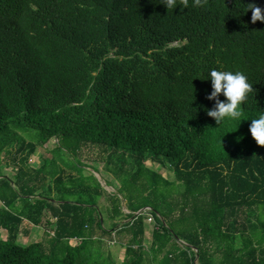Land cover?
Returning a JSON list of instances; mask_svg holds the SVG:
<instances>
[{
	"label": "trees",
	"instance_id": "1",
	"mask_svg": "<svg viewBox=\"0 0 264 264\" xmlns=\"http://www.w3.org/2000/svg\"><path fill=\"white\" fill-rule=\"evenodd\" d=\"M163 3L0 0V264H117L106 236L120 264H264V147L249 132L264 112V23L246 13L264 0ZM212 69L253 85L240 119L207 116ZM25 223L41 241L19 242Z\"/></svg>",
	"mask_w": 264,
	"mask_h": 264
},
{
	"label": "clouds",
	"instance_id": "2",
	"mask_svg": "<svg viewBox=\"0 0 264 264\" xmlns=\"http://www.w3.org/2000/svg\"><path fill=\"white\" fill-rule=\"evenodd\" d=\"M197 7H205L208 0H193ZM165 7L173 11L180 7L178 0H164ZM183 6H188V0H183ZM251 11V22L253 24L264 23V7L255 3L247 5L246 13ZM212 91L207 95L210 102H214V107L207 111V116L214 119L218 125L227 120H238L243 115L242 105L247 100L249 94L253 92V85L249 82L247 75L243 71H225L212 69L209 72ZM224 99L221 100L220 97ZM249 132L254 141L260 147H264V112L258 118L251 119ZM236 132V131H235ZM234 133V132H233Z\"/></svg>",
	"mask_w": 264,
	"mask_h": 264
},
{
	"label": "rangeland",
	"instance_id": "3",
	"mask_svg": "<svg viewBox=\"0 0 264 264\" xmlns=\"http://www.w3.org/2000/svg\"><path fill=\"white\" fill-rule=\"evenodd\" d=\"M56 145V141L55 140H51L46 146L44 147H39L37 152L35 153L34 156L31 157V164L34 167H39L44 163L45 158H51V151L53 150V148ZM101 151H99V149L96 150H91V149H86L84 152V163H89L92 165H95L96 168H98L101 171V174H96V176L101 180V182H105L106 180H109L110 182H112L113 186L112 188H108L106 186H104L107 190L108 193H115L116 189L120 187V184L118 183V181L115 180V178L112 175L106 174L105 172V164L102 162L101 159ZM99 161V162H98ZM147 166L153 169L157 168V165H154L151 162H147ZM8 175H13L15 172L11 169H6L5 171ZM89 172H92L91 170L87 171L86 174H89ZM161 173L167 177L170 181H174L175 180V176L174 173L171 170L168 169H162ZM104 178H103V177ZM106 179V180H104ZM108 205H110V201L108 199V195L105 194L103 196V198L100 200V206L101 207H107ZM122 207H123V211L127 214L131 213L127 207H126V202L123 201L122 203ZM129 213H128V212ZM107 214V213H106ZM107 216V215H106ZM126 221H122L121 225L124 224ZM111 224V222L109 221V225ZM120 225V226H121ZM120 226L118 228H120ZM155 227V222L153 219L149 218L146 220V228H147V233H146V237H147V242L146 245L150 246V242L152 239V233ZM116 228L115 231L118 229ZM23 229H27L28 233L25 232H21V236L19 238V242L22 244H29L35 241H41L43 236H44V229L43 228H39V227H33L30 224H24ZM0 237L1 238H7L8 235L5 231H1L0 230ZM104 242H103V248L104 251H106V253H109L112 256V259L117 263L120 264L122 262H124V259L126 258V251H125V247H123L121 245L120 242L118 241H113L111 240L112 238L106 236L103 238ZM72 245H76V242H73Z\"/></svg>",
	"mask_w": 264,
	"mask_h": 264
},
{
	"label": "water",
	"instance_id": "4",
	"mask_svg": "<svg viewBox=\"0 0 264 264\" xmlns=\"http://www.w3.org/2000/svg\"><path fill=\"white\" fill-rule=\"evenodd\" d=\"M102 185H103V186H106V187H108V188H112V187L107 186L105 182H104V183L102 182ZM112 189H113V188H112ZM147 210H150V208L140 210L139 212L136 213V215H140L141 213H143V212H145V211H147ZM127 212H128V211H127ZM128 213H129V212H128Z\"/></svg>",
	"mask_w": 264,
	"mask_h": 264
},
{
	"label": "crops",
	"instance_id": "5",
	"mask_svg": "<svg viewBox=\"0 0 264 264\" xmlns=\"http://www.w3.org/2000/svg\"><path fill=\"white\" fill-rule=\"evenodd\" d=\"M1 205V204H0ZM26 224V223H25ZM34 227V226H33ZM27 230V229H26ZM25 231V229H22V233ZM28 233V231H26ZM21 236V235H20ZM20 238V237H19Z\"/></svg>",
	"mask_w": 264,
	"mask_h": 264
},
{
	"label": "bare ground",
	"instance_id": "6",
	"mask_svg": "<svg viewBox=\"0 0 264 264\" xmlns=\"http://www.w3.org/2000/svg\"><path fill=\"white\" fill-rule=\"evenodd\" d=\"M245 15H246V14H245ZM245 15H244V16H245ZM209 16H210V14H209ZM211 16H212V15H211ZM196 21H197V20H196ZM260 26H261V25H260ZM50 163H51V162H50ZM49 165H50V164H49ZM58 173H59V172H58ZM86 186H87V185H86ZM92 253H93V252H92Z\"/></svg>",
	"mask_w": 264,
	"mask_h": 264
}]
</instances>
